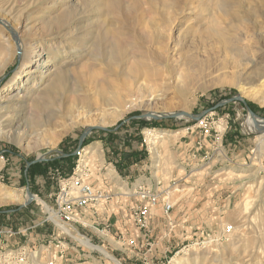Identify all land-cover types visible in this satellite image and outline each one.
Masks as SVG:
<instances>
[{
  "label": "rangeland",
  "instance_id": "374dc122",
  "mask_svg": "<svg viewBox=\"0 0 264 264\" xmlns=\"http://www.w3.org/2000/svg\"><path fill=\"white\" fill-rule=\"evenodd\" d=\"M228 1L257 7V0H120L109 13L81 5L65 23L85 19L59 34L51 28L61 0H0V101L7 104L10 85L22 68L17 45L23 39L40 46L47 65L68 57L67 90L57 94L59 102L66 107L75 103L71 86L79 81H85L93 99L88 121L76 105L73 113L65 109L50 121L40 108L41 124L32 120L36 108L29 100L27 110L16 115L21 128L0 135V191L22 189L28 195L22 203L0 202V211L24 206L32 219L28 225L35 224L27 227L24 220L14 228L0 226V261L9 259L1 264H50L53 259L58 264H176L172 260L177 255L188 257L186 264H264V132L252 131L249 124V114L264 119L259 111L264 104L241 90L243 73L252 66L249 59L264 54V39L250 21L221 10ZM86 30L95 40L99 36L102 46L101 39L107 43L121 36L119 59L109 63L101 52L71 55L78 48V33ZM97 78L104 95L114 89L121 100L137 95L146 83L152 94L150 117L145 109L132 107L116 121L100 123L112 106L95 94L92 83ZM219 79L224 83L201 89ZM22 89L21 97L25 83ZM203 118L215 123L208 133L197 125ZM149 130L177 134L153 142ZM17 132L24 134L22 139ZM121 148L143 156L129 154L134 163L124 172L110 153ZM69 153L75 156V167L67 176L61 166ZM77 164L85 182L109 198L102 197V205L98 201L75 209V220L68 221L56 200L62 181ZM37 166L42 173L37 168L33 175ZM143 178L150 184L155 180L148 187L160 197L151 208L147 230L136 225L132 210L140 201L136 192L144 186ZM167 203L172 205L169 211ZM227 229L231 235L224 237ZM59 241L63 245L58 248Z\"/></svg>",
  "mask_w": 264,
  "mask_h": 264
},
{
  "label": "bare ground",
  "instance_id": "6f19581e",
  "mask_svg": "<svg viewBox=\"0 0 264 264\" xmlns=\"http://www.w3.org/2000/svg\"><path fill=\"white\" fill-rule=\"evenodd\" d=\"M81 1H83L84 4H82ZM61 2L63 4V7H61L60 10L58 11L57 15L54 18H52V20L54 22H53V25L51 28L52 32H54V30H56L57 33H59V34H67L68 30L73 25L77 24L82 19L83 20L85 19L86 16H83V17H78V18L70 21L69 23H65V19L70 14V12L74 11V9L80 7L81 5H85V7H88L86 9H89V10L92 8H96V9H99L100 11H103V12L105 11V12L110 13V12H113L117 7H119V4H120V0H96L94 4L93 3H91V4L86 3L87 0H61ZM236 4H237V2H229L228 1L227 3H225L221 7V10L228 15H232L233 17H239V18L242 17L246 21H250L251 22V28L254 30V32L257 33V36L260 39H264V31H263V29H264V3L262 2V0H257V3H256L257 7L254 9L252 8L253 10L250 9L251 7L248 6L246 3L240 2V4H241L240 6H237ZM12 8L13 7H11L9 9V11H7V13L12 12ZM82 12L85 14L86 10L83 8ZM7 13H6V15H7ZM177 13H179V12H177ZM86 31L78 33V35H79V37L77 38L78 42L76 40L74 41L78 48L74 47L73 50L71 49V52H70L71 55L77 54L79 52L80 53L85 52L86 54H89V55H93L95 53L101 52L102 57H105V56L108 57L109 63L119 59V56L122 54V50H123V46H124V41H123L121 36L116 35V36L108 39L107 43H106V41L101 39V41H103V43H105L104 44L105 46L104 45L102 46V45H100V42H99L100 41L99 36H98V39L95 40L96 38L93 35V32L92 31L86 32ZM0 32H1V30H0ZM178 36L180 37L181 35L179 34ZM74 37H76V35H74ZM106 38H107V36H106ZM26 41L27 40L23 39L21 41L22 45H20V43L17 45L18 50L21 52V57H22L23 63H22V68L18 71L17 75L13 79L12 84L10 85L11 89H13V90L11 92H9L10 95L8 97H6L8 99L7 100L8 102H7V104L4 105L0 101V135H3V136L10 135L9 133L11 130H17L18 131L21 128V123L19 122V120H16V115H17V112L19 109H21V110L26 109L27 110V107H28L27 104L30 103V102H28L29 100L33 102L34 108H36L32 113L33 114L32 120L37 121L38 124H41L43 122V121H41V119H42L41 118L42 116L40 115L41 112L39 113V111H38V110H40V108L43 111H45V114H46L45 117L48 119V121H50L49 119H52L57 114H63L65 112V109H66V112L68 111L69 113H73L74 112L73 110H74L76 105L79 106V110H80L79 112L86 115L87 121L89 119H91L92 118L91 108L93 106L92 105L93 99L91 97L90 92H88V88H87L88 86L85 83V81H82L83 82L82 85L79 81L78 83H74V85L71 86V87H74L72 89V91L76 93L75 103L71 104L70 107L69 106L66 107L65 102L63 100H61V102H59V99H58L59 96H57V94L62 93L64 90H67V87L65 86V81H67V79H66L67 74L65 73L66 71H64V66H65L64 65V59H67L68 57L66 56V57H62L61 59L59 58V59H57L56 63L47 65L45 60L42 59L44 56V55H42L43 50L41 51V49H38V47H40V46H38V44L36 42L31 43V44H27ZM179 42L181 43V41L178 40V41H176V44H175V48H177V49L180 48ZM26 46H27V48H25ZM20 48H22V51ZM80 48H84L87 51L80 49ZM181 49H182V47H181ZM161 57L165 58L164 54H161ZM259 58H258V60L249 59V61L252 62V66H251V69H247L243 73V80L246 84L241 87L242 89L241 88L240 89L242 90V92L245 95H249L251 97H257L258 101L261 104H264V94H263L264 91L262 89V86L264 85V54L262 56H260ZM202 64H203V62H202ZM32 71H33V73L38 72L37 76L32 77L33 74L29 73ZM26 73H29V74H27L26 79H22ZM203 75H204V73H203ZM20 81H23V85L25 83V94H22V97H21V91L23 90L22 89L23 85L22 86L18 85L20 83ZM258 81H260V82H258ZM216 83L222 84V83H224V81L219 79V80L213 81L211 83L202 84L201 89H206V88H208V87H210ZM231 83L235 84L236 82H231ZM15 85H16V87H15ZM92 86H93L95 94L99 95L101 97V100L106 105L112 106V111L109 113V115L106 113H103L101 116L100 123H102L103 125L110 124V123L116 121L117 119L121 118L127 112H129V110L132 107H141V108L145 109L147 117H150V115H148V113L153 110L152 109V101L150 98V95H152V94L150 91L151 87H149L146 83H144V82L141 83V87L138 89L137 95H135V96L132 95L130 98L122 99V100L118 97V94L114 89L111 90L110 95H108V96L104 95L101 91V85L99 83L98 78H97V82L95 80L93 81ZM3 97H5V96H3ZM128 103H130V104H128ZM3 109L5 111H2ZM39 115H40V117H39ZM186 116L189 118V115L186 114ZM249 120H250L249 124H252L251 125L252 131L264 132V119L256 117V116H252L249 114ZM39 121H41V122H39ZM205 122L206 121H204V123ZM74 123L75 122L72 121L69 125L71 126ZM68 126H66L64 129H62L61 132L66 131ZM147 134H148V137L150 140H152L153 142H156V139L167 138L165 136H171L172 137L173 135H175L177 133H171V132L169 133L167 130H163V131L149 130V131H147ZM17 135H19V138L22 139L24 134H21V132H17ZM261 137H264V135ZM17 140H18V138H17ZM263 140L264 139H262V141ZM45 144L50 145V144H52V142H46ZM85 150H87V149H85ZM155 151H156V149H155ZM84 154L82 152L83 157H84ZM82 161H83V159H82ZM2 165H3V161L0 158V168L2 167ZM81 165L82 164H80V166ZM83 167H85V166H83ZM79 171H80V169H79ZM77 172L78 171H76V174H77ZM111 172L114 173L113 170ZM77 176L84 178L85 175L83 176L82 173L80 174L78 172ZM90 186H92V185H90ZM92 187L95 191H99V190L101 191V189L95 188L94 185ZM146 187H148V186H146ZM257 192H258V190H257ZM100 193H101L100 194L101 198H99V203H101V205H102L101 200H102V197H104L105 195L102 193V191ZM36 198H38V197H36ZM27 199H28V195L22 189L21 190L8 189V191H5V192L0 191V202L1 203H4V202H7V203H9V202H20V203H22V202L26 201ZM38 199L41 200L40 198H38ZM93 203H95V202H91L85 207H88ZM167 205H170L172 208V205L170 203H167L166 206ZM85 207L75 206L74 210L77 208H85ZM152 207L153 206L149 207L150 212H151ZM57 225L61 228H64V226L60 223H58ZM148 228H149V226H148ZM227 231H228V233H227ZM231 231H232V229H227L226 231H224V233L226 234V235H224V237L225 236L228 237L229 235H231V233H229ZM197 249H198L197 247L192 249L193 254H195L196 256L199 253ZM8 260L9 259H5L4 261H0V264H1V262L5 263ZM172 261L175 262L176 264H186L188 261V257H179L177 255L173 258ZM38 264H44V263L40 262Z\"/></svg>",
  "mask_w": 264,
  "mask_h": 264
},
{
  "label": "built area",
  "instance_id": "2783aa9c",
  "mask_svg": "<svg viewBox=\"0 0 264 264\" xmlns=\"http://www.w3.org/2000/svg\"><path fill=\"white\" fill-rule=\"evenodd\" d=\"M207 121V123H204ZM209 120L203 118L198 122V127L204 130L205 133L209 132V129L215 125L211 122V125L208 123ZM221 125L217 124V128ZM76 171L79 172V165L77 164L74 169L73 175L71 177L65 178L62 181L61 190L57 196V204L61 215L68 221L75 220V210L74 207H85L91 202H98L101 198V191H95L90 184L85 182L84 179L77 176ZM84 176V173H82ZM143 187V188H142ZM76 193V194H75ZM136 194L139 195L140 201L132 207L134 211V218L136 225L143 230H147L150 222L149 207L154 206L159 201L158 190L151 189L146 186H140ZM109 198L108 196H104ZM171 208L170 205L166 206V211H169ZM134 239L130 240L131 244H134ZM61 245L60 241L57 245L59 248ZM50 264H58L54 259L50 261ZM61 264V263H60Z\"/></svg>",
  "mask_w": 264,
  "mask_h": 264
},
{
  "label": "crops",
  "instance_id": "0c3cea01",
  "mask_svg": "<svg viewBox=\"0 0 264 264\" xmlns=\"http://www.w3.org/2000/svg\"><path fill=\"white\" fill-rule=\"evenodd\" d=\"M103 138L107 139L104 136H103ZM110 153L112 155L111 159L118 164V167L120 168V170L122 172H124V170L127 169L128 165L134 161V160H132L130 162V157H127V159L125 161H121L119 155L115 154L113 150H110ZM123 154H124V156H128V152H124ZM137 156L140 157V154L133 155V157H137ZM133 157H131V159ZM128 161H129V163H128ZM154 181L155 180H152L151 184H150L148 180H145V178H143L142 181L140 182V184H144V186L149 185V186L154 187V185H155ZM28 210H29L28 208H25L24 206H22V207L17 208V209H11V210H9V212L0 211V226H7V227L10 226L11 228H14L15 223H17V224L20 223L21 225H24L22 222L25 220L27 227H29V226L34 227L33 225H35V224L28 225L32 221V219L30 220L29 216L27 215ZM16 221H18V222H16Z\"/></svg>",
  "mask_w": 264,
  "mask_h": 264
},
{
  "label": "trees",
  "instance_id": "16d2710c",
  "mask_svg": "<svg viewBox=\"0 0 264 264\" xmlns=\"http://www.w3.org/2000/svg\"><path fill=\"white\" fill-rule=\"evenodd\" d=\"M259 111H260L261 113H264V108H260ZM105 132H108V131H105ZM104 137L108 139V138L110 137L109 133H108L107 135H104ZM123 151L128 152L127 150H122V148L119 149V151H118V150L114 151V153H116V154L119 155L121 161H125V160L127 159V157L129 156V154H130V153L128 152V156H124V154L122 153ZM134 153H135V152H134ZM134 153H133V154L131 153L130 155H134ZM137 153H138V152H137ZM140 157H143V156L141 155V153H140ZM65 158L68 160V162L65 163V166H64V165L61 166V169H62L63 173L65 172V175L69 176V175L72 173L73 168L75 167V166H74V165H75V160H74L75 156H74L73 154H70V153H69V155H68L67 157H65ZM37 164H38V163H37ZM37 168H39V170H38ZM37 170H38V172L40 171V172L42 173L41 170H43V169L40 168V166H39V167L37 166V167L35 168V170L33 171V175H35V171H37ZM64 170H65V171H64Z\"/></svg>",
  "mask_w": 264,
  "mask_h": 264
},
{
  "label": "water",
  "instance_id": "95a60500",
  "mask_svg": "<svg viewBox=\"0 0 264 264\" xmlns=\"http://www.w3.org/2000/svg\"><path fill=\"white\" fill-rule=\"evenodd\" d=\"M250 112H251L253 115H255V113H254L253 111L250 110ZM89 129H90V128H88L87 130H89Z\"/></svg>",
  "mask_w": 264,
  "mask_h": 264
}]
</instances>
